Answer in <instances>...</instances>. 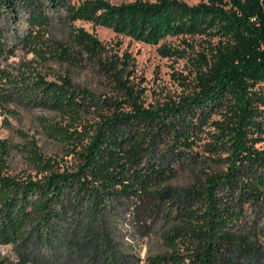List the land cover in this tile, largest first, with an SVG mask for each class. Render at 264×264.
Instances as JSON below:
<instances>
[{"label":"trees","instance_id":"obj_1","mask_svg":"<svg viewBox=\"0 0 264 264\" xmlns=\"http://www.w3.org/2000/svg\"><path fill=\"white\" fill-rule=\"evenodd\" d=\"M209 1L191 6L185 0H136L120 5L107 0L79 4L0 0V51L6 45L3 27L16 26L14 39L29 52L77 65L84 59L94 60L122 86L126 85L125 67L103 58L104 45L97 36L75 28L72 35L81 50L74 52L50 35L54 19L64 23L85 19L150 43L171 34H208L220 29L232 38L209 71L199 73L200 89L178 103L153 110L138 103L139 95L130 90L133 111L108 114L96 109L101 119L88 132L87 143H76L77 148L83 147L74 150L81 158L76 171H54L45 165L50 173L39 179L11 176L0 157V244L19 245L23 250L22 261L10 264H27L34 241L56 236L67 224L92 228L102 223V216L129 206L131 199L153 200L151 211L163 212L171 222L158 251L137 264H251L249 258H254L259 246L252 238L257 233L248 227V206L264 205V145L256 146L264 141V109L256 106L264 97L252 89L264 81V0ZM22 19L26 21L23 34ZM3 79L9 85H0V108L34 106L80 118L93 104L69 77L49 80L1 70ZM215 114L222 118L214 119ZM210 122L214 129L202 133ZM49 130L59 139L85 138L58 125ZM169 140L176 162L146 160L150 149ZM199 143L210 156L226 153L229 169L224 177L215 172L197 185L203 186L205 194L199 208L180 206L181 199L174 197L180 193L171 188L172 180L178 166L199 160L191 155ZM102 240L107 247L109 243ZM99 253L96 249L94 255ZM0 264L6 262L0 260Z\"/></svg>","mask_w":264,"mask_h":264},{"label":"rangeland","instance_id":"obj_2","mask_svg":"<svg viewBox=\"0 0 264 264\" xmlns=\"http://www.w3.org/2000/svg\"><path fill=\"white\" fill-rule=\"evenodd\" d=\"M72 1L79 4L85 0ZM107 1L120 5L136 0ZM185 1L191 6L210 2ZM223 6L231 8V4ZM22 23H26L25 19H22ZM23 25L20 28L22 34L25 31ZM79 27L94 34L103 43L104 59H115L118 67H125L122 79L126 85H119V81L107 75L94 60L84 59L77 65L29 52L19 40L14 39L18 31L16 26L6 24L2 29L6 45L0 51V71L5 70L11 75L25 74L31 78L42 76L49 80H59L60 76L69 77L74 88L87 94L86 100L93 102L90 110L81 113L80 118L34 106L11 104L0 108V157H3L6 172L11 176L31 175L39 179L50 173L51 169L46 170L45 165L54 171H76L81 162L80 155L74 151L76 143L80 140L87 143L88 132H93V126L101 119L96 109H103L108 114L114 110L133 111L130 90L139 95L138 103L153 110L167 103H178L184 96L192 95L200 89L199 73L209 71L213 62L232 43L231 36L224 29L208 34H171L150 43L85 19L64 23L55 18L50 35L75 52L81 48L72 32ZM84 55L87 53L84 52ZM0 85L8 87L9 84L3 79ZM252 89L264 97V81ZM256 106L264 109V100L257 101ZM213 118L221 119L222 116L215 114ZM53 125L77 131L85 138L78 137V141L71 139V142L55 138L49 130ZM213 129L210 122L204 125L202 133L207 134ZM198 142L204 143L205 140ZM202 143L196 144L191 152L199 160L183 168L178 166L177 176L172 180L171 188L180 193L174 196L181 199L180 206L191 204L199 208L204 203L205 194L202 192L203 186L197 185L215 172L224 177L229 169L226 153L210 156ZM171 144L169 140V143L164 142L160 147L150 149L146 160L176 162L174 159L177 155L171 150ZM263 145L264 141L256 146L261 148ZM36 153L38 157L34 156ZM153 204V200L142 202L131 199L129 206L124 205L116 214L102 216V223L92 228L76 229L75 224H67L68 227L58 230L54 237L37 242L33 240L27 264H108L105 261H113L111 264H137L158 251L162 234L171 228V222L166 220L163 212L159 215L151 211L150 205ZM248 218L251 225L248 227L257 233V236L252 235L253 244L259 246L254 258H249L250 263L264 264V205H249ZM71 232L73 234L70 237ZM103 238L109 243L107 247L103 245ZM96 249L102 253L94 255ZM22 251L19 245L0 244V260L6 264L20 262Z\"/></svg>","mask_w":264,"mask_h":264}]
</instances>
